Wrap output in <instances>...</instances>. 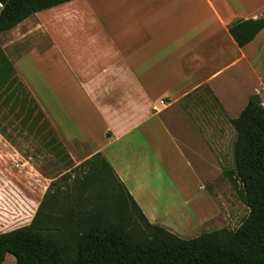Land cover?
Returning <instances> with one entry per match:
<instances>
[{
	"label": "crops",
	"instance_id": "crops-1",
	"mask_svg": "<svg viewBox=\"0 0 264 264\" xmlns=\"http://www.w3.org/2000/svg\"><path fill=\"white\" fill-rule=\"evenodd\" d=\"M263 11L264 0H71L1 33L13 82L0 93L34 106L30 89L59 133L47 153L65 166L43 174L0 147V233L175 234L160 203L222 200L199 171L221 182L231 121L250 96L264 109V28L239 47L228 27Z\"/></svg>",
	"mask_w": 264,
	"mask_h": 264
},
{
	"label": "trees",
	"instance_id": "trees-1",
	"mask_svg": "<svg viewBox=\"0 0 264 264\" xmlns=\"http://www.w3.org/2000/svg\"><path fill=\"white\" fill-rule=\"evenodd\" d=\"M69 1L0 0V34L36 12ZM263 28L264 11L258 18L235 21L228 31L237 46L243 47ZM12 72L0 48V88L10 87ZM15 102L23 110L27 100L15 97ZM231 125L236 135L234 168L224 170L223 176L248 210L237 228L183 239L161 226H153L149 233L127 235L111 227L94 226L67 243L59 228L31 225L0 233V264L7 254L16 264H264V109L257 95L248 98ZM132 235L147 240L135 242Z\"/></svg>",
	"mask_w": 264,
	"mask_h": 264
},
{
	"label": "rangeland",
	"instance_id": "rangeland-1",
	"mask_svg": "<svg viewBox=\"0 0 264 264\" xmlns=\"http://www.w3.org/2000/svg\"><path fill=\"white\" fill-rule=\"evenodd\" d=\"M3 42L5 41L0 40V44ZM12 88H17V85H12ZM25 91L34 99L37 108L27 102L24 104V109L21 110L14 97L6 98L8 91L0 93V129L4 131V136L0 133V147L5 150L2 158L11 159L10 157H17L16 153H18L22 158L33 163L37 170L43 174L47 173L49 168L61 169L65 166V163L63 161L56 163L54 156L47 153V151H50L48 146L49 137L53 135L58 139V130L45 113L41 103L31 94L30 89L25 86ZM18 93L21 94L19 91ZM8 164L9 168L16 169L14 164ZM224 166L223 171L234 168L233 146L231 147L230 159L227 156L224 159ZM30 172H33V170L31 169ZM199 172L204 176H210L214 180V184L208 188L216 197L218 193L221 194L223 196L222 200L212 202L209 199L204 200L201 198L188 206H183L184 210H176L178 213L167 211L168 207L175 210L173 203L165 201L159 205L161 209L158 216L159 223L172 224V229L175 232V234H172L183 239H192L202 232H210L220 228L235 229L248 215L247 208L237 198L235 190L228 179L223 176L221 182L217 181L218 179H215L217 178V171L215 170H201ZM193 210L195 211L193 212ZM204 219L207 220L200 223ZM20 222L10 228H16L21 225ZM76 236L63 235V239L67 243H72L75 242ZM132 236H135L133 237L135 242H145L147 240L142 239L143 237L140 235ZM144 237L147 238V235ZM2 264L16 263L13 256L7 254Z\"/></svg>",
	"mask_w": 264,
	"mask_h": 264
}]
</instances>
